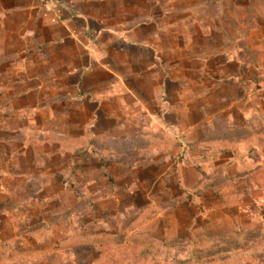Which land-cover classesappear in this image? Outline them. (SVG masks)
<instances>
[{
	"label": "rangeland",
	"instance_id": "rangeland-1",
	"mask_svg": "<svg viewBox=\"0 0 264 264\" xmlns=\"http://www.w3.org/2000/svg\"><path fill=\"white\" fill-rule=\"evenodd\" d=\"M108 4L144 24L193 117L136 114L150 143L122 148L74 126L73 105L47 127L0 116V264H264V0ZM206 79L225 86L208 113L222 94Z\"/></svg>",
	"mask_w": 264,
	"mask_h": 264
},
{
	"label": "crops",
	"instance_id": "crops-1",
	"mask_svg": "<svg viewBox=\"0 0 264 264\" xmlns=\"http://www.w3.org/2000/svg\"><path fill=\"white\" fill-rule=\"evenodd\" d=\"M108 1L0 0V116L30 113L29 126L47 127L51 110L73 105L74 126L91 127L105 139L121 131L113 137L117 143L109 142L122 148L150 143L146 133L136 137L132 130L136 114L161 118L168 129L193 117V106L184 102L179 110L170 98V64L144 39V24L116 14ZM224 87L206 79L207 93L223 95ZM222 95L215 106L202 96L207 113L224 104Z\"/></svg>",
	"mask_w": 264,
	"mask_h": 264
},
{
	"label": "trees",
	"instance_id": "trees-1",
	"mask_svg": "<svg viewBox=\"0 0 264 264\" xmlns=\"http://www.w3.org/2000/svg\"><path fill=\"white\" fill-rule=\"evenodd\" d=\"M90 145V144H89ZM69 211V210H68ZM116 241H115V239H113V237L111 236V237H109V236H104V237H102L101 239H97V238H95L92 242H90V243H92L93 245L94 244H96V245H105V243L107 244V243H115Z\"/></svg>",
	"mask_w": 264,
	"mask_h": 264
}]
</instances>
